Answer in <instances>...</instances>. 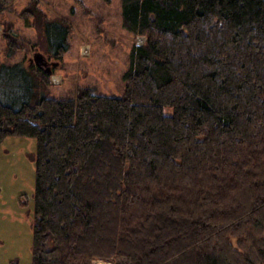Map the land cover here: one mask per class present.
Here are the masks:
<instances>
[{"label":"trees","instance_id":"16d2710c","mask_svg":"<svg viewBox=\"0 0 264 264\" xmlns=\"http://www.w3.org/2000/svg\"><path fill=\"white\" fill-rule=\"evenodd\" d=\"M121 13L145 42L120 96L37 95L42 68L0 64V144L37 140L32 264H264V0ZM44 28L61 57L68 26Z\"/></svg>","mask_w":264,"mask_h":264},{"label":"rangeland","instance_id":"374dc122","mask_svg":"<svg viewBox=\"0 0 264 264\" xmlns=\"http://www.w3.org/2000/svg\"><path fill=\"white\" fill-rule=\"evenodd\" d=\"M36 7L40 17L23 16L24 10ZM48 20L64 22L69 28V47L59 58L48 48L44 28ZM122 21L121 0L0 3V64L36 66L30 59L40 51L58 64L37 95L74 98L79 88L91 87L100 94L120 96L125 91L123 74L130 50L135 43L145 42V36L128 31ZM36 147L35 138L13 135L0 144V264H32ZM92 264L115 262L94 258Z\"/></svg>","mask_w":264,"mask_h":264},{"label":"water","instance_id":"95a60500","mask_svg":"<svg viewBox=\"0 0 264 264\" xmlns=\"http://www.w3.org/2000/svg\"><path fill=\"white\" fill-rule=\"evenodd\" d=\"M31 62H35L37 66L39 67H46L48 66L49 68L46 69L47 73H52V68L49 65V61L48 59H46V56L40 52V51H36L34 54V57L31 59ZM58 64V62H54L53 66H56Z\"/></svg>","mask_w":264,"mask_h":264},{"label":"flooded vegetation","instance_id":"af4514ba","mask_svg":"<svg viewBox=\"0 0 264 264\" xmlns=\"http://www.w3.org/2000/svg\"><path fill=\"white\" fill-rule=\"evenodd\" d=\"M46 58H47V57H46ZM30 60H31V59H30ZM48 61H49V65L51 66L52 71H53V63L56 62V61H50L49 59H48ZM47 68H49V67H48V66H46V67L44 66L42 69L47 73V71H46Z\"/></svg>","mask_w":264,"mask_h":264}]
</instances>
